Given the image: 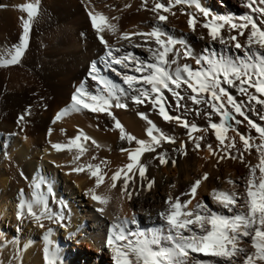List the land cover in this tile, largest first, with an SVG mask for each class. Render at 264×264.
Segmentation results:
<instances>
[{
  "label": "bare ground",
  "instance_id": "obj_1",
  "mask_svg": "<svg viewBox=\"0 0 264 264\" xmlns=\"http://www.w3.org/2000/svg\"><path fill=\"white\" fill-rule=\"evenodd\" d=\"M208 1L212 2L210 7L207 0H198L200 6L214 18L216 9L224 7L222 2L228 0ZM215 1L216 4L213 5ZM25 2L33 3L35 0H0V7L10 6L7 11L0 10L1 33L10 35L12 27L20 23L22 17L24 19L25 15L14 7ZM164 2L169 3L171 0H164ZM248 3L249 0H232L230 13L235 22L242 23L237 15L239 11H243L242 9L245 14L255 18V12L246 7ZM126 5H131V7H126ZM153 5L154 0H148L147 8L143 6V0H39L37 22L44 24H42L44 38L38 41V37L31 35L33 39L25 58L23 56V62L21 61V66L25 69L29 67V62L32 64L30 60L36 61V67L28 69L29 71L17 67L13 70L9 69V73L12 75L10 85L12 84L13 89L24 91L26 88L24 86H27L41 93L34 103L33 117L24 125L17 124L19 127H12L13 125H9L10 117L7 119L9 123L6 122L5 125L0 126V147L9 157L8 161L0 162V238L5 237L4 241H0V261L3 264H46L45 249L49 245H51V250L58 253V264H68L71 260L67 249L71 242L79 248L110 251L107 238L112 233L113 225L118 222L117 217L120 220L127 218L131 221L135 215L136 223L129 222L122 225L130 240L131 238L136 239L131 233L142 232L149 237L153 234L159 236L162 231L170 227L165 217L161 216L162 212L169 211L167 200L170 196L173 201L180 198V202L185 203V193H190V188L195 181L202 179L207 173L208 179L202 181L197 196L191 198L190 194L188 195L191 203L187 211L194 213L193 208H196L202 201L203 194H207L210 187L216 186L214 177L224 173L225 177L232 181L233 176L244 173L245 168L248 167L247 163L259 164L258 151H256L258 154L248 155V153L245 159L237 157L238 148L241 152L244 146L239 145L240 139L238 140L233 133L227 134V132L226 135L235 139V148L231 149V154L237 158H225L219 161L216 155L207 150V146L211 144L217 153L224 154L221 152L222 146L216 139L214 130L210 127L212 123H220L221 116L211 107L202 112L201 118L192 117L190 119L188 124L196 125L200 129L190 133V129L185 128L183 124L180 127V124L177 125L175 122L157 116L152 106L147 108L132 103L131 98L138 94L136 89L141 87L142 81L129 88L124 77L147 75V71L144 73L135 71L137 62L155 63L154 53L159 48L154 38L133 35L134 33H148L155 27H159L166 34L167 32L177 34L187 43L186 46L193 49L192 61H187L186 57H179L181 58L179 67L182 68L187 64L193 71L207 69L208 59L231 60L240 65L242 61L250 62V55L255 58L257 54H260L254 47L245 50L247 48L243 40H241L240 48L235 47L237 41L231 40L228 44L221 45L219 38L214 40L208 28L207 30L199 27V17L204 13L197 9L194 3L189 4L187 0H182L181 6L171 12L162 13L168 16L167 22L157 20L156 13L151 11ZM90 11L93 14L99 13L108 17V23L116 25V33L114 34L103 24L101 25L103 30L98 33L93 27L89 16ZM192 17L196 20L194 29L188 23ZM36 28L35 30L38 29ZM125 33L129 34V39L123 38ZM231 34L228 29L224 30L225 36H231ZM101 36L112 47L111 51L115 57L119 58L132 53L135 59L125 61L127 67L122 64H112V58L105 54V50L110 47L107 49L102 47L104 43L101 42ZM1 42L0 39V46ZM174 48L177 55L183 53L182 49H185L179 45H175ZM4 54L6 55V51H0V60ZM167 59L170 62L168 56ZM197 60H200L199 64ZM93 63L97 69L95 72L91 70ZM168 67L172 71L170 63ZM85 79L87 82L81 85V80ZM101 79L111 82L117 89H124L123 93L117 92L116 95L119 96L121 103L127 104V108L111 107L109 111L120 121L127 134L137 139L150 140L146 130L150 126L148 120H151L165 136L175 139V143L161 141V145L156 147L155 152L142 154L140 163L147 165L145 177L142 179L139 176L137 168H133L132 172L128 173L133 177L129 181V191L132 192L130 200L121 192L124 182L123 175L117 181L115 189L110 187L112 183L110 178L116 171L131 163L128 159L129 153L122 152L121 149L134 150L138 145L135 141L129 143L126 139H120V130L115 128L112 116L107 112L89 111L91 114H88L86 109H83L78 112L73 111L53 123L62 109L71 106L73 94L77 89L83 87L85 92L89 93L87 87L98 83L103 87L98 95L106 94ZM143 87L149 86L143 85ZM222 87L227 90L231 89L232 85L223 83ZM243 87L256 93L255 88H250L247 84ZM185 89H188L186 85L180 88L184 91ZM237 89L240 91L239 87ZM188 90L191 91V89ZM163 91L169 94V91ZM130 92L134 95L131 96ZM50 97L54 99L53 105L50 106L49 112H45L47 109L42 108L47 107ZM21 98L19 95L20 101ZM220 102H223L226 110L231 112L227 98ZM54 111L56 114L51 119ZM140 113H144L147 120L142 118ZM224 123L231 124V129H233L236 119L232 118ZM81 131L91 139L85 140L81 137L80 141L75 144L71 143ZM154 134L158 135V133ZM193 137H203V140L198 141L199 150L195 149ZM93 139L100 147L92 143ZM229 142L230 140L226 139L225 144ZM54 144H61L64 147L58 151L52 147ZM185 145L187 155L183 154L182 146ZM81 147L84 149L83 153L80 151ZM171 152L174 153V157H166L169 161L167 164H161L160 161L155 160L158 154L166 153L167 156ZM76 157L79 158L76 159ZM172 160H175L174 165ZM89 164L99 165L101 174L105 175L104 182L99 187H96V178L91 176V170L85 167L81 172L74 171L77 167ZM249 169L248 176H250ZM149 182H154L150 189L148 188ZM36 184L39 185V189H35ZM171 187L174 189L172 194H170ZM90 190H94L97 195L111 196L110 202L106 206L97 203L92 199ZM37 192L47 200L48 214L53 215L52 219L44 218L38 222L28 215L26 207L21 217V202L33 203ZM161 192L170 196L162 197ZM99 207H104L105 211L103 213L97 211ZM34 210L39 214L42 206L35 205ZM143 213H148L150 216L144 218ZM217 215L220 214L217 213ZM56 217H62V219ZM41 224L43 227L40 226ZM5 225L16 231H22L25 236L15 238L14 235H8V232L5 235ZM34 237L38 240H34ZM63 239L66 243H63ZM239 247L246 248L240 243Z\"/></svg>",
  "mask_w": 264,
  "mask_h": 264
},
{
  "label": "snow or ice",
  "instance_id": "obj_2",
  "mask_svg": "<svg viewBox=\"0 0 264 264\" xmlns=\"http://www.w3.org/2000/svg\"><path fill=\"white\" fill-rule=\"evenodd\" d=\"M181 2L182 0H171L169 3H165L164 0H154V5L151 8V11L156 13V18L159 22H166L168 16L162 13L171 12V8L175 4ZM187 2L189 4L194 3L197 9L203 12L205 16H208L209 13L200 6L198 0H187ZM147 5L148 0H143V6L147 8ZM260 5H264V0H249L246 7L250 8L253 12L259 11L262 17H264V7H260ZM126 7H131V5H126ZM21 10L27 13V19L23 20V36L21 43L15 46L14 53L11 54L10 59L0 61V67L19 63L21 56L28 46L29 33L33 20L39 14V0H35L33 3H27L22 6ZM172 14L175 15V13ZM89 16L92 19L93 27L98 33L103 30L101 27L102 24L106 25L114 34L116 33V25L108 23V17L99 13L93 14L92 11L89 12ZM239 20L243 21V23L238 24L234 22L233 18L230 16L214 17L211 22L204 23L203 26L210 30V35L214 40L219 37L221 43L225 42L224 38L220 36L221 29L225 25H230L232 29H238L239 35H244V30L249 29L250 26V34L247 37L248 45L251 46L252 44H256L260 47H264V21L258 25L257 21L251 15L241 16L239 17ZM217 21H220L221 23H218ZM188 23L189 26L194 29L196 24L195 17H192ZM133 35L154 38L155 43L159 46L157 52L154 53L156 58L155 63L144 64L142 61L137 62L135 71L139 73L147 71V75H143L142 77H124V81L128 84L129 88H132L135 84H140L142 81L141 87L136 89L138 94L133 97V102L135 104H144L145 101H148L154 107H159V113L165 120L180 121L181 117H173L168 114L161 101L164 99L163 90H167L171 92L174 97H177V106H180L179 100L183 99V96L180 95L178 90L183 85H186L193 93L190 98L194 103H208L209 106L221 116V122L212 123L210 127L214 130L216 139L222 146L221 152L224 154L221 155L217 153L212 148L211 144L207 146V150L213 155H216L219 161H222L225 158H237L233 157L231 154V149L235 148V139L229 138L226 135L228 130L232 128V125H226L224 121L232 119V115L226 110L225 104L220 102L221 95H223L227 97L228 104L232 105L235 112L244 116V119L248 121V124L259 133L258 139L264 142V127L248 119L242 111L241 105L236 103L233 100V97L228 94L224 87H222L223 83H227L231 86L235 85L236 81H239L240 83L238 87L242 93L248 94V89L243 87V85L247 84L250 88H255L256 93L264 96V54H257L255 58L250 55V62L242 61L240 65H237L231 60L208 59V68L204 71H193L187 64H185L182 68L178 66L173 72L168 65L169 63H175V61L169 62L167 56L178 41L171 37L165 38L166 33H164L159 27H155L148 33H134ZM123 38L129 39V34L125 33ZM100 39L107 48V41H105L102 36ZM229 39L236 41L237 37L230 36ZM235 47L240 48L241 44L236 42ZM116 51H119V49H116ZM188 54L189 53L187 52L185 53V55ZM107 55L112 58V64H122L124 67L128 66L124 63L125 61L135 59L132 53H127L126 55L117 58L113 55V52L109 50ZM197 63L199 64L200 60H197ZM91 70L93 72L97 71L95 63L92 64ZM185 73L187 74L186 76L184 75ZM93 78L96 79L97 77ZM101 83H103L106 89V94L93 95L91 93H86L83 87L77 89L72 97L73 103L71 106L62 109L55 117L53 123L73 111L78 112L87 109L92 112H107L108 115L112 116V113L109 111L111 107L127 108V104L121 103L119 96L116 95L117 92L123 93V88L117 89L115 85L111 84V82L103 79H101ZM143 85L149 87H143ZM198 96L200 98H198ZM249 99L250 101H256L257 104L264 105V99H260L255 94L250 95ZM113 101H115V103H113ZM27 111L28 114H30V110ZM139 115L147 120L144 113H140ZM19 119L23 120L24 116L21 115ZM112 119L115 128L120 130V139H126L129 143L135 141L138 145L134 150L121 149L122 152L127 151L129 153L128 159L131 163H128L125 167L116 171L110 178L112 181L110 187L111 189H115L117 181L120 180L123 175L124 182L121 192L130 200L132 192L129 191V181L132 180L133 177L129 176L128 173H131L133 168H137L139 176L142 179L145 177L147 165L140 163V157L142 154L145 152H155L156 147L161 145V141L175 143V139L165 136L163 132L156 128L151 120H148L150 126L146 130V134L150 140L137 139L135 136L127 134L123 125L114 116H112ZM261 119H264V116H262ZM236 123L239 124L241 121L237 120ZM183 126L189 128L190 133L200 130L196 125H189L187 121H183ZM50 133L51 129L49 130V134ZM154 133H158V135ZM237 135H239L240 140L243 142L245 151H248L253 147V145L250 144L252 137L245 136L239 132H237ZM81 137L85 140L91 139L81 131L80 135H77L71 143L75 144L77 141L81 140ZM193 139L195 141V149L199 150L200 143L198 141L203 140V137H193ZM226 139L230 140L228 144H225ZM92 143L97 147H100L94 139L92 140ZM52 147L59 151L62 150L64 146L61 144H54ZM255 147L260 153V162L255 167L249 166L250 176L247 182V196L245 199V206L247 208L246 212H239L231 217L217 215L210 211L197 212L194 215L192 211H182V209H186L187 205L191 203V199L182 204L179 198H176V200L173 201L170 196L167 200L169 211L167 213L162 212L161 216H164L168 224L171 226L168 239L172 241V246L162 248L154 247L158 244V237L155 234L149 237L142 232L131 233L136 239L134 241L128 239V234L125 232L122 225L129 222L136 223L135 215H133L131 221H128L127 218L120 220V218L117 217L118 222L113 225L112 233L107 238V246L113 253L114 264H188L187 257L190 255V252H202L205 255L225 257L231 261L233 257L244 253V249L239 247V243L244 237H251V244L255 249L253 253L245 255L244 264H258V262L259 264H264V143L256 145ZM182 149L184 150L183 154L187 155L186 145L182 146ZM80 151L83 153L84 149L81 147ZM237 151L239 152V150ZM242 155L243 153L241 152V158ZM78 158L79 157H76V159ZM156 158L159 159L161 164H167L169 162L166 158V153H160ZM93 159H95V157H93ZM171 162L173 165L175 164V160H172ZM85 167L91 170V176L96 178V187L103 184L105 175L101 174L99 165L93 166L89 164L77 167L74 171L81 172ZM257 169H259L261 174L259 179H257L256 176ZM207 179L208 174L205 173L202 179L195 181L190 188V193H185V195L190 194L191 198H195L197 189L200 187L202 181ZM228 182L234 183L231 180ZM152 183L154 182H149V189L152 187ZM36 187L39 189V185ZM90 192L92 199L101 205L106 206L111 200V196L97 195L94 190H90ZM213 198L220 202L229 211H233L234 206L237 203L234 193L229 194L214 190ZM35 205L42 206V211L39 214L34 210ZM25 207L27 208L28 215L35 218L38 222L44 218H53V215L48 214L47 200L44 199L39 192H37L33 203L21 202V217L24 215ZM197 207L205 209L207 206L198 204ZM97 211L103 213L105 208L99 207L97 208ZM181 217L184 218L181 219ZM56 218L62 219V217ZM192 224L197 225L203 231L198 235L188 227ZM40 226L43 227V224ZM172 229L175 230L174 234H172ZM182 230L191 232V235L185 236ZM121 241L127 242L120 243ZM49 243L51 242L49 241ZM45 261L46 264H58V253L50 248H46ZM0 264H3V262L0 261Z\"/></svg>",
  "mask_w": 264,
  "mask_h": 264
},
{
  "label": "rangeland",
  "instance_id": "obj_3",
  "mask_svg": "<svg viewBox=\"0 0 264 264\" xmlns=\"http://www.w3.org/2000/svg\"><path fill=\"white\" fill-rule=\"evenodd\" d=\"M207 2H208L209 7H210V3L212 4V2H209L208 0H207ZM231 2H232V0H228L227 2L223 1L222 4L224 5V7H219V8L216 7L218 9H216L217 12L214 15L216 17H229L230 16V17L233 18V20L235 22L234 17L230 13L232 11V8L230 6ZM25 3H21V4H18V5H15L16 7H14V9H16V10L20 11L21 13H23L25 15L24 19H27V15H26L27 13L25 11L21 10L22 6L27 4V3L26 4ZM215 4H216V1H215V3L213 2V5H215ZM178 6H181V3L175 4L174 7L171 8L172 9L171 11H173V9L177 8ZM262 7H264V5H262ZM9 9H10V6H8V5L0 7L1 11H7ZM242 10H243L242 12L239 11V13L237 14L239 17L247 15V14H245L244 9H242ZM37 18H38V16L35 17L34 20H33L34 24L32 23V26H31L32 28H31L30 33H29L30 34V36H29L30 37L29 38L30 41H28V46H27L28 48H27V50L25 49L23 55L21 56V58L19 60V63L11 64V65L5 66V67H0V126L5 125L6 122H8L7 119L10 118V117H11L10 118V123L9 122L8 123H9V125H13L12 127H17L18 126L17 124L24 125V123H26L27 120H29V119H31L33 117V115H32L33 106H34V103L36 102V100L38 98V95L41 92L36 90V89H34V88L30 89L27 86H24V87H26L24 91H20V90L18 91L17 88L13 89L12 88V84L10 85L12 75L9 72H10V70H13V69H15L17 67H19V68L21 67L22 70H28V69H31L32 67H36V61L30 60V61H32V64H31V62H29V65H28L29 67H27V69H25L24 66H23L24 68L21 66V64H22L21 61L23 62V60L25 58V55L28 52V49H29V46H30L29 44L31 43L33 37L34 36L38 37V41H42V38H44V26H43L44 24L43 23H38L37 22V20H38ZM24 19H20V23L15 24V26L12 27V29H11L12 32L10 33V35H7V34L4 33L5 34V36H4V34L1 33V30H0V39L2 41L1 42L2 44L0 46V48H1L0 51H6V55L4 54L5 56L3 55V57H2L3 60L1 59L0 61H4L5 59H10L11 55L9 56V53L10 52H11L10 54L14 53L15 46H17V45H19L21 43V39H22V36H23V20ZM212 19L213 18H212L211 14H208V16L201 15L199 17V27L203 28V29H207L203 25H204V23L211 22ZM254 19L257 21L258 25L262 21H264V17H262V15H261V13H259V11L255 12V18ZM167 21H168V19H167ZM217 22L221 23L220 21H217ZM240 22L243 23V21H240ZM18 25H19V28H18ZM166 27H167V29H170L168 26H166ZM35 28L37 30H35ZM226 29H228L232 33L231 36H234V34H235V36L237 37V40H236L237 42L241 43V40L244 41L245 47L247 48L245 50H249L251 47H254V48H256L255 50L258 53L264 54V47H260L259 45H256V44H252L251 46L248 45L247 37L250 34V26H249V29L244 30V35H239V30L238 29H232L230 27V25H225L221 29V32H220V36L223 37L224 41H225L224 43H221L220 39H219V43L221 45H226V44H228L231 41L229 39L230 36H225L224 35V30H226ZM33 33H35V35H33ZM1 35H2V37H1ZM40 36H43V37H40ZM166 36L167 37H171L172 39L178 41V43L176 45H179V46H182V47L185 48V49L181 48L183 50L182 51L183 53H180V55L179 54L177 55L176 50H175L174 47L172 48L174 50H172V51H170L168 53L169 54L168 58H169L170 62L171 61H175V63H170L172 71H175V69L180 65L181 58H179V57H183V58L186 57L185 59L187 61H192L193 49L188 47V46H186L187 43L184 40H181L177 36V34H174L172 32H167ZM181 36H183V35H181ZM9 37H11V38H9ZM4 39H6V41ZM102 47H104V49H105L106 48L105 44H104V46L102 45ZM108 47H110V46L108 45ZM5 48H7V49L5 50ZM111 48L112 47H110L109 49L105 50V54L106 55H107V51L112 50ZM239 50H241V49H239ZM186 52L189 53V54L185 55ZM7 53H8V55H7ZM181 54H183V55H181ZM23 56H24V58H23ZM41 69H42V66H41ZM5 72H7V73H5ZM86 82H87L86 79L85 80H81V85L85 84ZM239 83H240L239 81H236L235 85H232L231 89H227L226 91L228 92L229 95H231L233 97V100L236 103L241 105L242 111L245 113V115L248 117V119H250L253 122H255L256 124L264 127V119H261V117L264 116V105L257 104L256 101H254V100L250 101L249 96L252 95V94H255L260 99H262V98L264 99V97L261 96L259 93L252 92V90H248V94L242 93L241 91H239L237 89ZM91 86H93V87H91ZM91 86H88L87 88H88V92L93 94V95H98V93L103 90L102 89L103 87L100 84H98V83H96V84L94 83V85H91ZM91 88L92 89L94 88V89L92 90ZM178 91L180 92V95L183 96V99L179 100V105L180 106H177V97H174L171 92H169V94H168V92L166 93V92L163 91L164 99L161 102L164 104V107H165L166 111L168 112V114L173 116V117H177V116L181 117L180 121H177V120H168V121L175 122V123H177V125L180 124V127H182L183 121H187L189 123L190 119L192 117L201 118L202 112H204V110H208L210 108L208 103H204V102H201L199 104L194 103L193 100L190 98L191 95H193V93L190 90L185 89V91H184V90H180L179 89ZM130 94H131V96L134 95V93H132V92H130ZM19 95H21V97H22L21 101H20V99H18ZM198 98H200V97L198 96ZM225 98H227V97L221 95V100L222 101H224ZM53 101H54L53 97H50L49 101L47 103L48 104L47 107H43L42 109L43 110L47 109V110H45V112H49L50 108H51L50 106L53 105ZM131 101H132V103H134L133 102V98H131ZM46 102H47V100H46ZM145 103L146 104H139V105H141L143 107H147V108H151V106H152L153 110H154V113L157 116H161L160 113H159V107L158 106L154 107L151 103H148V101H145ZM228 108L231 109L230 113L232 115V118L236 119V121L237 120L241 121V123H239V124L235 123L236 124L235 127L233 129H231V130H228L227 134H231V133L235 134L238 137V140L240 139V137H239V135H237V132L242 133L245 136L252 137V140H250V144H252L253 147L250 150H248V151L242 150L241 151L243 153L242 158L240 157V153L241 152L240 151L237 152V154H238L237 157L238 158L245 159V156H247L248 153H249L248 155H250V153L251 154L252 153L253 154L257 153L256 152L257 150L253 149V148H256L255 147L256 145H260L261 143H264V142H262L260 139H258L259 133H257L256 130L254 128H252L248 124L247 120L245 121L244 116H241L238 113H236L231 104H230V106ZM27 110H30V114H28ZM40 110H41V107H40ZM90 112H92V111H90ZM90 112H89V110L86 109V113L91 114ZM55 114H56V112L54 111V113L51 116V119H52V117ZM21 115L24 116L23 120L19 119L21 117ZM240 144L242 146H244L243 142L241 140H239V145ZM238 150H239V148H238ZM3 151H4L3 148L0 147V158H1L0 162L8 161L7 159L9 158L8 154H4ZM166 157L173 158L174 157V153L171 152L170 154H167ZM155 160L159 161V159L157 160V158H155ZM256 165L257 164L252 163V162L247 163L248 167L245 168L244 173L237 174V175L233 176V180L232 181L234 183H229L228 182L229 179L227 177H225L224 173H222V175H220V176L214 177V181L216 182V186L215 187H210L208 193L207 194H203L202 201L199 203V205H206L207 207L205 209H200V208H198L196 206V208H193V210H194L193 214L195 215L197 212L210 211L211 213H214V214L219 213L222 216L231 217V216H234L235 214H237L239 212H246L247 208L245 206V199H246V196H247V187H248V183L247 182H248V179H249V176H248L249 173L247 171L250 168L249 166L255 167ZM260 175L261 174H260L259 170L257 169V172H256L257 179H259ZM211 188H213V189L211 190ZM170 190H171L170 194H172L174 192L173 187H171ZM214 190L226 192V193H229V194H233V193L235 194L236 199H237V203L234 206L233 211H229L220 202H218L217 200H215L213 198V191ZM197 193H198V189H197L195 197L197 196ZM160 194H161L162 197H169L170 196L169 194H166V193H163V192H161ZM184 197L186 198V201H188L190 199V198H188V195H185ZM189 206H190V204L187 205V208L185 209V211H187L189 209ZM143 214H142V217H144V218H148L150 216L148 213H143ZM188 227L191 228L192 231L196 232L198 235L203 231L202 229H200L195 224L189 225ZM170 229H171V226L169 227L168 230L162 231L161 234H159V236H157L158 237V244L155 245L154 247L162 248V247H171L172 246V241L170 239H168V236L170 235ZM7 232H8V235H10V234L14 235L15 238L25 236V234L22 231H19V230L16 231L12 227L9 228L8 225H5V235H6ZM182 232H183V234L185 236L191 235V232H189V231L182 230ZM174 233H175V230L172 229V234H174ZM36 239L38 240V238L34 237V240H36ZM134 239L135 238H131V240H133V241H134ZM4 240H5V237L4 238H0V241H4ZM126 242L127 241H121L120 243H126ZM63 243H66V241L64 239H63ZM240 244L242 246L246 247L247 250H246V248H244L245 249L244 253L243 254H238L237 256L233 257L231 261H229L225 257H217V256L205 255L202 252H190V255L188 256V259H187L188 264H244L245 255L251 254V253L254 252V250H253L254 248L252 247V244H251V237H244L241 240ZM50 247H51V245L48 246V248H50ZM67 252H68V255H69L70 260H71V261H69L68 264H114L113 253H112L111 249H110V251H108L107 249L99 250V249H96V248H92V249H87L86 247H83V248L80 247L79 248L78 246L75 245V243L71 242L68 245ZM258 264H259V262H258Z\"/></svg>",
  "mask_w": 264,
  "mask_h": 264
}]
</instances>
